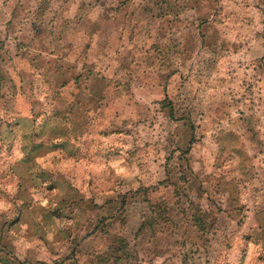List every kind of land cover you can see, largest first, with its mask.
<instances>
[{"label":"clouds","instance_id":"9594fccd","mask_svg":"<svg viewBox=\"0 0 264 264\" xmlns=\"http://www.w3.org/2000/svg\"><path fill=\"white\" fill-rule=\"evenodd\" d=\"M0 264H264V0H0Z\"/></svg>","mask_w":264,"mask_h":264},{"label":"rangeland","instance_id":"374dc122","mask_svg":"<svg viewBox=\"0 0 264 264\" xmlns=\"http://www.w3.org/2000/svg\"><path fill=\"white\" fill-rule=\"evenodd\" d=\"M44 7H45V5H44V4H41V5L39 6V8L36 10L35 15H36V19H37V20H39L40 17L42 16V14H43V8H44ZM18 13H19V10L14 11V13H13L14 18H15V16H16ZM206 23H207L206 20H202V21H201V26L203 27L204 25H206ZM33 28L36 29V34H37V35H40V32H41L42 30L38 27V25L34 23V24H33Z\"/></svg>","mask_w":264,"mask_h":264}]
</instances>
